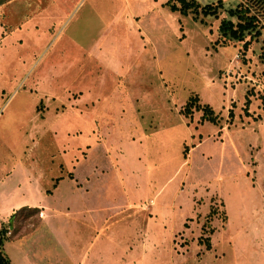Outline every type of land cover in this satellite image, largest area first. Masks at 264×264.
<instances>
[{
	"label": "crops",
	"instance_id": "obj_1",
	"mask_svg": "<svg viewBox=\"0 0 264 264\" xmlns=\"http://www.w3.org/2000/svg\"><path fill=\"white\" fill-rule=\"evenodd\" d=\"M16 1L21 0L2 4L14 5ZM166 1L107 0L113 6L100 32L89 36L84 30L87 36L81 37L72 26L53 29L65 22L78 0H48L37 7V17L42 14L43 19L34 18L35 22L32 17L25 18L9 29L10 35L16 34L12 46L17 50L9 61L11 74L3 79L14 97V106L7 109L21 136L27 135V122L32 133L25 150L0 174V225L21 207L36 209L38 219L28 230L5 239L0 247L10 239L33 240L37 235L63 243L67 235L78 244L73 264H125V259L137 258L138 252L142 256L146 244L157 241L167 224L172 243L176 237L184 241V231L194 236L197 243L203 234L201 219L207 217L210 208L224 211L218 208L217 197L212 193L206 194L203 201L202 197L196 198L193 186L183 199L192 204V213L179 218L180 228L175 229L174 201L183 192L187 171L175 188L166 189L175 171L162 184L156 183L162 171L160 148L166 145L168 132L174 128L158 116L144 124V106H154V100L144 94L143 85L138 86L144 81H131L126 75L139 53L152 47L144 31L147 22L143 23V17L164 14L167 7L161 5ZM170 12L168 9L166 13ZM27 21L31 25L24 27ZM3 34L4 30L0 38ZM21 37H26V43H22ZM155 52L154 48L148 50L151 64L157 58ZM33 65V69L38 68L31 75L28 71ZM157 79L161 81L160 76ZM198 95L202 103H208L215 111L221 103V97L217 102L205 92ZM187 97L177 107L174 104L192 137L190 145L185 141L181 144V164L191 150L207 139L220 137L219 154L225 149L220 123L201 120L199 111L189 116L180 112ZM159 100L156 96L155 105ZM20 101L24 106H20ZM140 108L143 111L139 112ZM133 109L135 120L131 122L128 115ZM21 115L29 117L24 120ZM205 122L213 127L207 129ZM185 146L188 149L183 153ZM201 202L207 203V211L195 214L194 206ZM60 213L66 217L64 222L50 219V214ZM214 218L219 219L218 213L212 214L208 222ZM191 226H197L198 232L191 234ZM211 231L205 233L209 242ZM210 247L211 244L205 248ZM113 249L117 262L110 263L107 260L111 259ZM90 252H94L92 256ZM29 255L25 253V259ZM36 259L29 258L23 264H40Z\"/></svg>",
	"mask_w": 264,
	"mask_h": 264
},
{
	"label": "rangeland",
	"instance_id": "obj_2",
	"mask_svg": "<svg viewBox=\"0 0 264 264\" xmlns=\"http://www.w3.org/2000/svg\"><path fill=\"white\" fill-rule=\"evenodd\" d=\"M45 1L48 0H21L14 5H0V31L4 30L5 33L0 38V174L7 170L8 164L18 153L25 150L24 147L30 143L28 136L32 133L31 125L27 122L24 126L27 135L21 136L19 126L12 124L13 116L7 109L14 106V97L3 79L11 74L9 61L13 51L17 50L12 46L16 34L10 35L9 29L16 21L25 18L32 17V21H35L34 18H38L37 7L43 6ZM227 1L233 5L236 0ZM112 6L107 0H78L65 22L60 26L55 25L53 29L58 27L61 30L65 26H72L74 33L81 37L87 36L84 30L89 36L97 35L105 18L109 17ZM167 8L158 17L156 14L153 18L149 15V18L143 17V23L147 22L144 31L152 47L148 46L146 51L139 53L140 56L131 63L126 74L131 81H144L138 86L143 85L144 94L154 100V106L152 103L144 106V124L153 116H158L159 120L174 128L168 132L166 145L160 148L158 159L162 171L161 178L156 183L162 184L175 171V175L166 183V189L172 186L175 188L187 171L183 192L178 193L174 201L176 230L180 228L177 224L179 218L183 219L192 213V204L183 199L187 190L193 186L196 198L202 197L203 201L206 194L212 193L217 197L218 203H222L223 207L217 203L218 208L221 207L224 211L214 212L218 213L220 222L214 218V221L207 224L211 219L209 215L201 219L204 226L205 223L207 225L206 231L201 232L204 233L201 234V244L198 239L197 243L193 241L194 236H188L186 231L183 233L184 241L182 237H176L172 243L168 235L171 228L167 224L162 228L157 241L146 244L142 256L138 252L137 258H127L125 264H264V25L257 39H248L249 36H246L241 41L226 39L222 42L217 30L219 18H207L204 25L192 18L191 14L181 15L176 11L168 14ZM224 15L221 13L219 17ZM39 17L41 18L38 19H43L42 14ZM30 25L31 22L27 21L24 27ZM21 38L24 39L22 43H26L25 38ZM216 39L218 43L214 42ZM152 48L155 49L157 58L151 64L147 53ZM33 67L34 65L28 71L31 75L38 68ZM159 76L161 81L157 79ZM200 92L212 95L217 102L219 97L222 98L213 114L217 113L220 119V134L223 133L221 140L225 142V149L219 154L220 137L207 139L191 150L187 160L181 164V144L185 141L190 145L192 137L188 135L183 118L175 109L188 95ZM156 96L160 100L155 105ZM197 98L199 104H202L201 98ZM20 106H24V102L20 101ZM138 110L143 111L142 108ZM194 111L200 112L201 119V110L192 108L190 113ZM129 112L131 115H128V119L132 122L136 111L133 109ZM20 117L26 120L29 116ZM204 126L207 129L213 127L208 122ZM201 131L204 133L205 127L202 126ZM187 149L185 146L183 153ZM164 159L169 162H161ZM194 209L195 214H204L207 203L201 202ZM50 215V219L57 222H64L66 219L62 213ZM37 219L36 210L15 211L9 218L10 222L5 221L0 229L5 228V235L8 233L12 237L32 223H37ZM191 229V234L198 232L197 226H191ZM208 229L212 230L209 234L210 249L205 248L206 242L203 241ZM63 238V243H56L43 235L25 241L10 239L0 249L13 264H23L25 261L29 262V258L36 257V263L40 264H73L74 255L77 259L78 244L73 243L71 236L65 235ZM98 245L103 246L95 244ZM27 252L31 256L25 259ZM93 253L90 252L89 255L92 256ZM116 254L113 249L111 259L107 261L117 262ZM85 262L88 263L89 260Z\"/></svg>",
	"mask_w": 264,
	"mask_h": 264
},
{
	"label": "trees",
	"instance_id": "obj_3",
	"mask_svg": "<svg viewBox=\"0 0 264 264\" xmlns=\"http://www.w3.org/2000/svg\"><path fill=\"white\" fill-rule=\"evenodd\" d=\"M8 0H0V4ZM170 11H176L181 15L191 14L192 18L199 20V22L206 25L207 18L218 19L217 30L219 32L220 41L224 40H237L241 41L244 37L249 36L248 39H257L262 32L264 25V0H236L233 5L228 4L227 0H211L207 2H199L198 0H167L164 3ZM221 13L225 15L219 17ZM217 42V39L214 41ZM220 42V43H222ZM196 94V93H195ZM190 94L183 104L182 114H191L192 108L201 110V120H206L213 124H219L217 113L208 103L199 104L198 94ZM22 210H36L30 208H19L17 211ZM214 208H210L209 216L214 214ZM208 224V221H207ZM206 223L201 225V231H206ZM27 230L29 228H26ZM5 228L0 229V245L2 242L11 238L5 235ZM208 229L207 231H209ZM26 231V230H24ZM207 233V232H206ZM204 234V233H203ZM198 243L201 244L202 236H199ZM206 242L205 247H209L207 237H204ZM0 264H11L8 257L0 249Z\"/></svg>",
	"mask_w": 264,
	"mask_h": 264
}]
</instances>
